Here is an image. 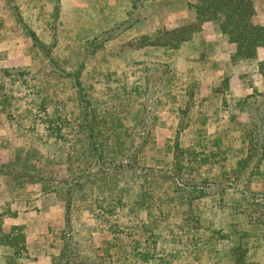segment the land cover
Returning a JSON list of instances; mask_svg holds the SVG:
<instances>
[{
	"label": "rangeland",
	"instance_id": "obj_1",
	"mask_svg": "<svg viewBox=\"0 0 264 264\" xmlns=\"http://www.w3.org/2000/svg\"><path fill=\"white\" fill-rule=\"evenodd\" d=\"M56 1L13 0L14 11L0 0V91L7 93L5 101L0 99V162L18 150L21 159L30 163L26 172L32 178L18 183L14 177L0 176L1 230L9 233L12 226H20L28 246L27 258L20 264H49L64 240L72 243L73 259L79 264H121V256L139 240L146 219L156 215L161 234L157 259L232 264L225 241L240 237L250 259L264 262V233L260 234L264 160L242 162L247 154L242 136L249 123L233 107L256 83L264 82L256 70L258 62L225 61L224 81L217 52H229L231 46L221 36L208 37L210 29L206 34L201 29L175 51L140 47L144 37L172 29L180 11L187 15L183 13L178 25L193 21L188 5L195 0H58L60 11L55 16ZM256 7L262 11L264 0H256ZM22 24L51 47L60 69L48 65ZM104 32L113 37L93 54L87 53L93 39L100 42ZM5 69L26 72L21 78L25 83L18 79L9 83L1 76ZM237 71L238 81L233 77ZM223 85L227 90L222 93ZM241 86L247 90L240 91ZM41 90L47 93L49 117L38 104L41 95L36 91ZM81 105L99 121L103 130L99 138L105 144L126 130L142 148L132 158L131 169L84 183L69 194L68 202L62 189L83 180L86 173L70 181L91 164L83 153L85 135L77 128ZM229 115L239 119L230 121ZM57 117L61 122L55 121ZM49 125H62L61 141L47 140ZM110 126L123 128L112 131ZM176 147L182 150L179 157H184L178 165ZM190 151H195L196 161L186 159ZM236 167L244 170L234 173ZM40 179L47 186L42 188ZM59 183L66 186L60 188ZM193 186L204 194L194 202L198 221L189 224L190 209L181 195ZM141 190L151 197L141 196ZM110 193L125 201L115 203ZM134 198L149 199L147 210L126 211L131 206L126 200ZM2 247L4 264L7 252Z\"/></svg>",
	"mask_w": 264,
	"mask_h": 264
},
{
	"label": "trees",
	"instance_id": "obj_2",
	"mask_svg": "<svg viewBox=\"0 0 264 264\" xmlns=\"http://www.w3.org/2000/svg\"><path fill=\"white\" fill-rule=\"evenodd\" d=\"M6 1L10 5V8L15 11L14 6L11 5L13 0ZM138 6L140 7V5ZM188 7L193 11V21L180 24L176 27H173L172 29L163 28L152 38L144 37L141 41L140 47H156L162 51H175L181 48L183 44L190 41L195 33L200 32L202 25L205 22L214 23L220 34H222L226 41L233 46V52L230 56L231 62L239 63L255 59L257 50L261 47H264V26L256 21V0H195V2L190 3ZM59 11L60 6L59 1L57 0L53 5V14L58 16ZM14 15L21 22L19 14L15 12ZM132 25L133 22L132 24H129L128 27H131ZM22 27L31 39L32 46L38 49L48 65H54L58 69L59 67L57 64H55L54 58L50 54L51 47L41 42L35 32L26 24H22ZM102 35H104V38L98 43V38L95 37L93 39V41L90 43L91 46L86 50L87 53L93 54L96 49L102 47L104 43L113 37V34L107 32H104ZM15 70L19 69H5L2 71L1 76L8 77L9 83L15 82L16 79H18L17 81L25 83V78L22 80L21 78L22 75H24L23 73H27H15ZM58 73H60V71H58ZM69 76H75V73H71ZM226 80L227 79H224V81ZM75 85L77 84L75 83ZM36 93L37 95H39V93L41 95L40 101L38 103L39 107L45 112L44 116L46 117L47 115V117H49L46 101L47 93L44 94L43 90L36 91ZM0 99H4L2 101H5L7 99V93L4 92L3 94V92L0 91ZM78 99L85 103L83 97L79 93ZM84 106L85 105L80 106L82 112L80 114V120L77 124V128L78 131L85 135V150H83V153L88 156L91 164L86 168V170L80 174H76L70 180L76 181L86 173V177L80 182H75L70 186L62 185L60 183L58 184L60 188L66 186L62 190L64 194L66 193L68 202L70 201L69 194L75 188L84 186V183L107 179L110 174H114L113 171L118 170L119 172L129 168L131 169L132 158H136L137 154L142 148V145L139 142L140 140L136 142L133 138H131L130 133H126V130L118 134L120 137L115 135L111 139V143L105 144L106 142L99 138L102 137L103 134V130L99 124V121L95 118V116H92V111L88 112L89 107L87 108V106ZM236 106L237 109L242 108L243 112L247 113L249 118V128H247V131L242 136L243 143H245L247 146V154H245V158L242 159V162H244L245 165V162L247 163L252 159H257V161L260 163L262 160H264V93L253 90L251 95L245 96L242 98V100L240 99L235 101L233 107ZM46 121L47 120H45V122ZM55 121L61 122L59 117H57ZM56 124L58 123L56 122ZM121 127L122 126H110L109 129H113L112 131H118ZM43 129H45L44 125ZM61 129L62 125H55L54 127L49 125L48 130H51V134L47 135V140L54 138L57 141H61L63 136L60 134L62 131ZM53 135L55 137H52ZM126 136H128L127 138L131 139L127 140ZM17 151L5 163L0 162V176L7 175V177H14L18 183L21 179H28L27 181L30 182L32 181V178L30 177L29 173L27 174L26 172V170L30 167V163H26L24 160H22L21 154ZM175 152V165H178V162L181 159H184V157H179V155L182 153V150L177 149V147ZM194 152L195 151L187 152L186 155L189 156H186V159L189 158V160L196 161L197 155ZM204 161L206 160L204 159ZM125 162H127V164ZM92 168L94 171L90 170ZM243 170L239 171L236 167L234 173H241ZM252 172L253 170L250 169L249 173L251 174ZM37 181L40 183L42 188L47 186L45 181H41V179ZM64 181L67 182V180ZM203 194L204 191L195 186L191 188L189 187V191L187 192L186 190L182 192L181 197L183 200H186V202L183 201V203L190 209L189 214H186L189 224H193L195 221H198L194 212V202L198 200V198L202 197ZM239 194L242 195L243 193L239 191ZM140 195L151 197V193L148 191L141 190ZM109 197L111 198L110 200H114L115 203H123L125 201L124 198H118V196H116L114 193H110ZM148 200L149 199L140 200L137 198H134V200L128 199L126 201H131V206H128L126 211L129 212L131 209H133L134 213L140 212L141 209L146 211L147 206L145 203ZM127 215L132 216L134 219L139 218L138 214ZM157 219V215L148 217V220L146 219V224L143 226V228H141V231H139V240L134 241V245L131 247V249H129L127 255L121 256L123 260L121 264H174V260L171 258L167 261L156 258V254L161 251L158 240L161 237V234L158 232L159 223ZM66 221H70L69 214H66ZM20 230V226H12L9 233H4L2 232L0 225V246H3L2 248L7 252V256L3 258L4 264H20L21 259L27 258L26 255H24L27 251L26 243L24 236H22L20 233ZM261 233H264V228L260 231V234ZM246 235L248 236L249 234L247 233ZM62 238L64 239V236H62ZM239 239L240 237H237L234 241L226 240L227 243L225 241V246H229V248H227L226 254L228 253L230 255L232 260L231 263L256 264V262L252 261L248 256V251L250 250L245 248L244 244L239 242ZM193 247L195 248V246ZM189 252H191V250ZM73 253L74 251L72 243L64 240V242H62L61 246L58 248L57 256L51 257L49 264H79V260L73 259ZM81 263L85 264L86 261H81ZM0 264L2 263L0 262Z\"/></svg>",
	"mask_w": 264,
	"mask_h": 264
},
{
	"label": "crops",
	"instance_id": "obj_3",
	"mask_svg": "<svg viewBox=\"0 0 264 264\" xmlns=\"http://www.w3.org/2000/svg\"><path fill=\"white\" fill-rule=\"evenodd\" d=\"M264 10V9H263ZM259 11V9H257V7H256V21L258 22V23H260V24H262L263 26H264V11ZM180 15H179V13L177 14H175L176 15V17L175 18H173V20H174V22H175V24H174V27H176V26H178V23L180 22V19H181V21L184 19V16H182L183 15V13H186V15H187V11L185 10V11H180ZM179 15V16H178ZM208 29H210V32H209V34L207 35L208 37H219V36H221L222 38L221 39H223L224 40V42L227 44V45H230L227 41H226V39L222 36V34H220V32L218 31V29L216 28V25L214 24V23H212V22H205L203 25H202V32L201 33H204V34H206V31L208 30ZM208 40H210V38H207ZM214 39V38H213ZM231 46V50L229 51V52H226V51H222V50H219L218 52H217V54H218V58H219V63H220V68H219V73H222V79H225L226 77H224L225 75H226V68H225V63L230 59V56H231V53L233 52V46L232 45H230ZM220 61H222V62H220ZM226 61V62H225ZM247 61H254V62H258V65H257V72H258V74L263 78L264 77V47H261V48H259L258 50H257V54H256V58L255 59H252V60H247ZM261 65H260V64ZM221 65H222V67H221ZM225 69V70H224ZM255 71V70H254ZM238 71L237 72H235V75H233V77H235L236 78V80L238 81ZM228 76H231V73L228 75ZM251 88V87H250ZM252 89V91L251 92H249V94H244V96H242L243 95V93H240L241 94V96L242 97H240V98H238L237 100H242V98H244L245 96H248V95H251L252 94V92H253V90H257L258 92H261V93H264V82H262V83H256L255 84V86L254 87H252L251 88ZM227 90V85H223V87H222V93L224 92V91H226ZM247 90V88H246V86H241L240 87V91H246ZM248 93V92H247ZM236 100V101H237ZM225 103V102H224ZM234 109L235 110H238L239 112H240V115L241 114H243V115H245L246 117H247V120H248V123H249V118H248V114L247 113H245V112H243V109L242 108H239V109H237V106L236 107H234ZM221 118V117H220ZM234 118V120H235V122H236V120L237 119H239V118H237L236 116L234 117V116H230L229 115V120L231 121L232 119ZM27 249H28V246H27ZM57 253H58V250H57ZM254 262H256V264H262V263H264V262H257V261H254Z\"/></svg>",
	"mask_w": 264,
	"mask_h": 264
}]
</instances>
